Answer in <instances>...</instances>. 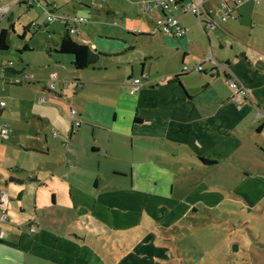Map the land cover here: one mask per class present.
<instances>
[{
    "label": "rangeland",
    "instance_id": "374dc122",
    "mask_svg": "<svg viewBox=\"0 0 264 264\" xmlns=\"http://www.w3.org/2000/svg\"><path fill=\"white\" fill-rule=\"evenodd\" d=\"M19 1L0 0V25L8 31L9 45L8 50L0 52V100L6 103L0 124L16 132L24 124L35 127L39 124L37 114L46 107L52 108L51 119L42 132L40 127L31 132L25 128L34 141L36 132H41L42 139L47 136L51 151L29 154L23 148L25 140L18 141L16 135L6 142L8 147L14 145L9 150L0 138V172L6 171L4 158L12 160L18 156L20 160L36 161L37 168H33L37 172L25 169L19 173L24 184H30L27 176L33 173L55 175L50 181L60 186L51 211L62 220L52 232H62L60 239L68 244L61 242L59 247L79 253L81 264H221L220 251L233 252L237 243L242 245L241 250H249L252 233L264 228V163L255 158V146L264 144V129L255 134L250 128L263 120L257 116L259 112L264 114V84L257 87L256 103L251 107L218 109V114L224 113L227 118H207L211 124H195L191 136L184 124L159 123L180 112L174 105H161L162 92L151 89L146 81V87L139 92L127 85L131 72L132 77L140 76L141 64L143 81L148 74L154 78L166 76L167 69H183L179 58L182 53L177 52L173 42L164 41L160 31L147 21V15L141 14L139 0H87L89 7L79 9L71 0H32L31 6ZM49 1L58 6L66 2V7L57 13L80 14L88 19L80 26L81 35L73 34V38L78 36L94 43L98 52L109 54L123 49V54L100 55L94 68L76 70L70 55L48 53V45L59 41L64 30L58 22L46 23ZM247 1L259 4L255 12L264 13L261 0ZM108 7L112 12L105 11ZM190 17L194 32L204 36L199 21ZM248 20L247 14L223 22H228L239 37L230 45L237 46L244 37L249 46L246 50L255 55L250 45L257 37H263L264 28L252 30ZM32 22L37 26L32 27ZM24 28L28 30L23 35ZM24 45L28 46L25 51ZM206 46L193 44L185 63L197 64L196 55L208 51ZM49 59L58 62H53L50 69L57 71L60 80H51ZM4 64L25 73L33 82H13V77L23 75L15 76L2 68ZM76 78L83 85L77 94L72 89ZM217 83L221 93L235 95L224 81ZM168 84H172V79ZM47 89L63 92L62 96L57 101L50 99ZM202 95L205 101L213 102L211 91ZM216 108L217 104L211 106L210 112ZM72 109L80 123L73 132L69 118ZM114 111L116 120L112 117ZM198 116H203L198 107L189 112L191 118ZM134 118L143 123L134 125ZM69 134L71 148L78 152L73 167L76 177L68 174L64 149L60 153L56 150L57 145L69 142ZM93 147L96 152H92ZM196 152L201 158L219 161L203 167ZM94 179H98V190L92 192ZM64 186L71 187L73 193ZM39 207L44 213V207ZM33 211L32 206V217ZM40 218L46 220L44 216ZM17 223L27 236H33L20 220ZM25 243L28 245L27 240ZM52 263L56 264L55 260ZM61 264L69 263L62 258Z\"/></svg>",
    "mask_w": 264,
    "mask_h": 264
},
{
    "label": "crops",
    "instance_id": "0c3cea01",
    "mask_svg": "<svg viewBox=\"0 0 264 264\" xmlns=\"http://www.w3.org/2000/svg\"><path fill=\"white\" fill-rule=\"evenodd\" d=\"M213 1L214 0H203L204 9L201 14V21L204 26H202L200 22L199 23L201 25V30L203 32L202 35L204 36L200 37L198 36L199 34L198 31L194 32V28H193L194 23L192 22L190 15H192V17H194L196 20L197 18L191 13L181 15L180 17L181 25L185 30L184 35L180 40L170 38L166 35H163L160 32L165 39L164 41L173 42V44L176 46L175 49L177 50V52L180 55L182 53V56H179V58H181L182 67L186 65L189 68L190 72L187 71L184 74V76H182L179 79V82L174 80V76L180 74L182 69L180 70L167 69L165 71L166 72L165 81H161L160 76L151 78L149 77V74L146 75L148 79L145 77V80L143 81L142 78L144 74V64H141L140 76L132 77V72H131L126 80L127 85L131 86L132 79L135 78L141 79V84L139 85L137 92L141 91L144 87H146V85H144L145 81L147 82L148 85H150L149 87L151 89L156 88V91L162 92L163 96L159 98L163 100L164 103H162L161 105L162 106L174 105L173 108H175L180 112L177 116H171L167 120L160 119L159 123L184 124L189 131L188 134L191 136H192L191 133L195 131V124H211L207 121L208 120L207 118L214 117L217 115H220L219 116L220 118L222 117L227 118V116L224 113L218 114V109L219 111H221V109L224 107H229L233 109H237L240 107L243 108L251 107V105L256 103L255 91L257 87L259 85L264 84V35L263 37H257V41L252 42V45L250 46L252 47V50L255 52V55H250L246 50V48H248L249 46L244 37L239 43H237V46L230 45L232 44L234 39H238L239 37H236V32L232 28H229L230 26L228 25V22H223L225 20H228L229 18L235 20L240 17H244L245 15L248 14L250 18L248 22L252 30L264 28V13L260 14V12L259 13L255 12L259 4L254 5L250 1L244 0L242 3L235 6L234 2L230 1L229 2L230 9L233 10L231 11L230 14L228 13L227 19L223 20V15L225 14L226 11L222 9V7H220L218 2L215 0V2L220 8L219 9L214 4ZM261 1H262L261 3H264V0ZM71 2H73L74 7L78 9L83 7H89L88 6L89 2L87 0H71ZM64 5L66 7V2L61 4L60 6L56 5L55 1L46 2V7H47L46 13L49 10L56 12L57 10L63 8ZM105 11L108 13L109 11L112 12L111 7H108ZM139 11H141V14L145 13L140 9ZM160 14H161L160 12H155L152 14L153 17L151 18L150 21L151 25L154 26L155 24L154 19H157ZM261 19H263V21ZM86 20L87 21L84 24L88 22L87 18ZM211 21L217 22V26L215 27L208 26V22ZM10 22L11 24H13L12 15H10ZM84 24H82V26ZM1 28H5V26L0 25V29ZM65 32L66 30L64 27V30L61 33L60 38L62 34H64ZM225 36L227 38H225ZM48 37L50 38V40H54L52 35H50L49 33H48ZM227 39H230V41H228ZM59 41H55L54 44L48 45V53H50L49 49L58 47L57 43L59 44ZM86 41L90 43L88 40ZM205 43L207 45L206 47L208 51L207 50L202 51V53H198L196 55L197 64L187 65L185 63V59L188 57L189 52H191L189 51V49L192 48L193 44L200 45V47L202 48V45ZM90 47L93 50H95V52H98L97 47L94 43H92ZM124 47L125 46L122 45L121 48ZM99 53H100L99 56L103 54H108L106 53V51ZM109 54L112 55L123 54V49H118L114 51V53L109 52ZM192 54H194V52H192ZM210 56H212L218 62H221L222 64L226 65L227 66L226 71L221 67L214 66V63L211 60H207V58H209ZM49 61L51 62V65H48L50 72L52 70L50 69L51 68L50 66H52V63L54 61H51L50 59ZM54 63L57 64L58 62H54ZM199 64H202L203 67L201 72L197 70H193V67ZM2 68L4 69V67ZM12 68L14 71L13 70L11 71L14 72L13 74L15 76H20L25 74L17 71L15 67ZM92 68H94V66ZM49 74L50 76L53 74L56 76L55 81L60 80L57 71L52 70ZM228 75L232 76L246 87L248 92L245 97L236 93L235 95L221 93V89L218 86L217 82L224 81L225 85H227L226 80ZM169 78L172 79V84H168ZM75 80H78V78H76ZM90 82L97 83L96 80H92V79L90 80ZM204 82L207 83L204 84V86H202ZM158 85L159 87H157ZM77 88H74L72 85V89L74 90L76 89L75 90L76 94L81 89H83V85ZM207 91H211V93L213 94V98H214L212 100L213 102L209 103L205 101L204 95L202 94ZM46 92L51 96L50 99L56 101L59 100L58 98H60L63 93V92L59 93L56 91H51L48 89L46 90ZM215 104H217L218 108L210 112V107L211 106L214 107ZM5 107H6V103L3 107H0V118H2L3 116L2 110H4ZM196 107L200 109V112L202 113L203 116L192 117V118L189 117V112L193 111ZM208 109L209 111L207 112ZM51 110L52 108L46 107L45 109H42L40 113L37 114V118L39 121V124L35 125V127L38 126L37 128L31 126L30 124H24L21 126V129L18 132L14 130L8 131L7 139L6 140L1 139L2 140L1 144L2 145L5 144V146L3 145L4 148L10 150L11 147L14 145L8 147L6 142L10 139V136L16 135L18 141L19 138L20 139L23 138L25 140V146L23 148L26 150L27 153L29 154L40 153V155L48 154V152L51 151V144L48 143L47 136H45L44 139H42L41 132L48 125L47 123H49L51 119ZM112 117L114 120H116L115 111L113 112ZM257 118H259V116H257ZM201 119H203L204 121L202 122ZM256 121H259V119H257ZM141 123H143L141 122V120L134 121V125H139ZM2 127L5 126H3V124H0V130L2 129ZM39 127L41 132H36V135L34 136L35 137V141H34L30 137H28L29 133L25 131L26 130L25 128H27L31 132L32 130L37 131ZM73 128L71 125V132H73ZM250 128L251 130L252 129L255 130V134L261 133L262 129H264V118L262 121H259L257 124L251 125ZM203 133L210 135V133L206 130H204ZM53 136L56 137L57 133L54 132ZM68 139L69 142L66 141V143L63 142L62 144L57 145L58 147L56 148V150L60 153L61 149H64V155L67 159L65 162V167H67L70 170V172L68 173L69 175H71L72 177H76L78 173L77 171H74L73 167L76 166L74 160L77 158L76 155L78 152L77 150L71 148L70 141L72 140V136L70 134ZM258 144L260 146L257 145L255 146V151L257 152L255 158L257 161L264 163V144L262 143H258ZM96 151H97L96 147H93L92 152H96ZM196 154L200 156L198 152H196ZM69 159H71V162H68ZM200 165H202L203 167H211L215 164L204 165L201 163ZM3 166L6 171L0 172V191H2L5 195V198L0 199V232L2 234L0 236V264H53L52 262L54 260L56 264H61L62 258L66 263L69 264H81L79 262V253H74L72 251L73 249H65L64 247L63 248L59 247V243L61 242L63 243V245H68L67 242H64L60 239L62 232L60 233L52 232L53 231L52 229L57 228L55 225L58 224L59 226L60 225L59 223L62 220L61 216L57 215L58 216L57 217L51 211L53 206L54 207L56 206V202H57L56 192H57V188L60 186L59 184L57 183L53 184L52 181H50L52 177H55V175L52 174L47 177V175L44 174V172L42 174L33 173L31 176L30 175L27 176V179L29 180L30 184H24L25 179L22 178V176L19 173L24 172L25 169H31L32 171L35 170L37 172V170L33 168L36 167V161H33L31 159L20 160L19 157L17 156L16 158L13 157L12 160H8L7 158H4ZM28 174H30L29 171ZM113 174L117 176H124V174H119V173H113ZM59 177L62 176L60 175ZM10 178L17 179L20 182L13 181ZM60 182L62 183V181ZM8 183H14L15 186L8 185ZM64 188L67 189L68 192L73 193L71 187L64 186L63 189ZM95 190H98V179H94V186L92 192ZM49 193H51L50 200L47 201V196ZM48 205H50L51 207L48 208ZM19 206L21 207H20V211L18 212L17 209L19 210ZM32 206L34 210L33 217L29 215V210L32 208ZM39 206H41V208L44 207V213H42V211H39L40 208ZM21 212L25 214L21 215ZM43 216L46 219L45 221H42L40 218ZM18 220H20V223H22L24 226H27L29 228V232L33 234L32 237L27 236L25 234L23 228L20 225H18L19 223L16 224ZM32 225L35 226V229L33 231L31 230ZM251 236L253 243L248 247L249 250L248 249L241 250L242 245L237 243L234 247L233 252L227 249H226L227 251L225 250L220 251L218 257L221 260L220 261L221 264H264V228L261 227L258 233H252ZM25 240H27L28 245H26Z\"/></svg>",
    "mask_w": 264,
    "mask_h": 264
},
{
    "label": "built area",
    "instance_id": "2783aa9c",
    "mask_svg": "<svg viewBox=\"0 0 264 264\" xmlns=\"http://www.w3.org/2000/svg\"><path fill=\"white\" fill-rule=\"evenodd\" d=\"M233 1L235 5L242 3L244 0H217L219 5L222 8L230 11L229 2ZM25 2L31 4L32 0H26ZM139 9L148 14L150 19L153 17V13L160 12L159 17L154 20V26L158 29L163 35L172 36L174 38H182L184 35V28L180 22V16L186 13H192L195 15L202 24L200 16L203 12V0H139L138 2ZM3 14V9L0 8V16ZM86 18L82 15L77 14H69V13H57L55 11L49 10L46 15V23L58 22L59 24L65 27L66 33L69 35L79 34L80 26L86 22ZM32 27L37 26L36 23H31ZM202 26H204L202 24ZM208 26L215 27L217 26V22L211 21L208 22ZM207 60H211L214 63V66L221 67L225 71L227 66L224 64L218 63L212 56L207 58ZM194 70L201 71L203 69L202 64H199L193 68ZM182 71L187 72L189 68L184 65ZM147 79L148 77L145 76ZM56 76L51 75V80L55 81ZM27 77H13L12 81L15 83H21L26 80ZM161 81H165V76H160ZM227 85L235 90L236 94H239L243 97L247 95L246 87L239 81H237L232 76L228 75L227 77ZM141 84L140 78H135L131 80V87L133 92H137L139 85ZM74 88L81 86L82 84L78 80H74L72 82ZM53 87V84H51ZM5 102L0 100V107H3ZM259 117L264 118V114L259 112ZM72 127H78L80 125L79 121L75 118V111L72 109L69 115ZM8 130L6 127H2L0 130V135L2 140H6L8 137ZM5 198V195L2 191H0V199ZM35 226H31V230L33 231ZM0 232V236H1Z\"/></svg>",
    "mask_w": 264,
    "mask_h": 264
},
{
    "label": "trees",
    "instance_id": "16d2710c",
    "mask_svg": "<svg viewBox=\"0 0 264 264\" xmlns=\"http://www.w3.org/2000/svg\"><path fill=\"white\" fill-rule=\"evenodd\" d=\"M19 2L20 3H22V2L24 3L25 1L20 0ZM79 4H81V3H79ZM29 6H31V5H29ZM222 9H224L226 11L225 14L223 15V20H224V19H227L228 13L230 14L233 9H230V11H228L225 8H222ZM200 19H201V16H200ZM197 20L199 21L198 18H197ZM147 21L148 22L151 21L150 17H148V16H147ZM26 30H28V29L27 28L23 29V35L26 33ZM128 33L129 34L131 33V34H134V35H146V33H143V32H135L134 33V32H129L128 31ZM7 35H8L7 29L6 28H1L0 29V52H4V51L8 50V48H9V45H8V42H7ZM76 37H77V39L73 38L72 35H69V34H67L65 32L64 34H62V36L60 38L58 47L53 48V49H49V52L53 53L55 56L70 55L71 56V64L73 65L74 69H76V70L84 69V68H87V67H93L98 62L100 53L99 52H95V50H93L90 47L91 43H88L84 38H80L79 39L78 36H76ZM168 37L176 39V40H178V39L180 40L181 39V38H174L172 36H168ZM23 49H24V51L27 50V46L24 45ZM2 67L6 68V69H9V70H13V68L11 66H9L8 64L7 65H2ZM193 70H191V71H193ZM188 72H190V71H188ZM199 72H201V71H199ZM185 73L186 72L181 71L180 74H177V75L174 76V80L179 82V79L182 76H184ZM24 82L32 83L33 81H31L29 78H27L26 80H24ZM133 121H138V119L134 118ZM198 157H199V160L204 165H213V164L217 163L215 160H212V159L203 158V157L201 158L200 156H198ZM10 179L13 180V181H16V182H20L19 180L14 179V178H10Z\"/></svg>",
    "mask_w": 264,
    "mask_h": 264
}]
</instances>
